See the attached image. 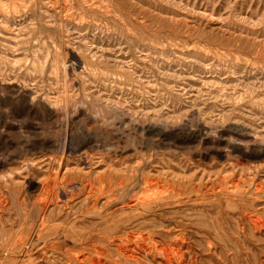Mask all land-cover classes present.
<instances>
[{
    "label": "rangeland",
    "instance_id": "1",
    "mask_svg": "<svg viewBox=\"0 0 264 264\" xmlns=\"http://www.w3.org/2000/svg\"><path fill=\"white\" fill-rule=\"evenodd\" d=\"M162 193L199 264H264V0H0V264H88Z\"/></svg>",
    "mask_w": 264,
    "mask_h": 264
},
{
    "label": "bare ground",
    "instance_id": "2",
    "mask_svg": "<svg viewBox=\"0 0 264 264\" xmlns=\"http://www.w3.org/2000/svg\"><path fill=\"white\" fill-rule=\"evenodd\" d=\"M56 176H57V172H56ZM55 179H56V177H55ZM154 181H156V180H154ZM67 188H68V186H67ZM154 189H155V187H154ZM51 191H52L51 193H53V190H51ZM54 192H56V191L54 190ZM66 192H68V191L66 190ZM56 194H58V193H55L54 196H56ZM143 194H145V193H143ZM106 196H108V195L106 194ZM50 197H51V195H50ZM166 197H167V195L162 193V194H159L157 196L155 195V196L148 198V199H141V200H138V201L131 203L130 204L131 207H133V206L139 207V208H141V211L132 212L130 215L125 216L123 218L122 224H127V223L133 222V221L141 218L140 221L135 223V227L137 229L136 230H134V229L128 230V231L126 230V231H123L124 233H122V234H111L108 236H103L104 245L96 248L93 251V253L90 252L91 254H93V257H92V260L88 264H199V260L202 258L203 254H202V252H200L201 251L200 248H196L192 244V241L190 240V239H192L191 233H188L186 226H185L187 224L183 223L182 221L177 220V219H175L174 221H172L170 219H168V221H167L166 219H162V218H160L159 221H156V219H155L156 212L154 211V207H156V206L158 207V205L161 206L165 203H168L167 200H164V198H166ZM142 198H144V197L142 196ZM137 199L138 198H136L134 200H137ZM105 203H109V201L106 199ZM44 207H46V206H44ZM147 215H152V217L148 218ZM208 216H210V215H208ZM208 216H207V218H208ZM43 217H44V215H43ZM146 217L148 219H146ZM254 217H253V219H254ZM210 220H211V218H210ZM184 221H187V220H184ZM165 222H167V224H165ZM169 224L172 226H169ZM215 233H217V232H215ZM207 234H208L207 235V238H208L207 250L210 252L209 254L211 256H210V259L206 262V264H216L215 261L212 260L213 253L211 250L217 248L221 252L222 247L217 242H213L212 240H210L209 232H207ZM227 236H229V235H227ZM138 254L144 255L146 258H149L150 261H148V262L142 261L143 259L141 260L140 259L141 257L138 258V256H139ZM88 257L89 256L87 254H82L79 257L75 256L74 261H77L78 264H82L84 261H87ZM231 258H232V256H231ZM220 259H221V257H220Z\"/></svg>",
    "mask_w": 264,
    "mask_h": 264
}]
</instances>
